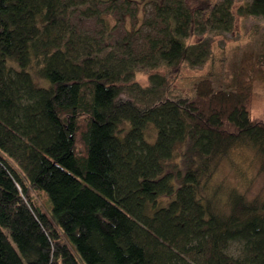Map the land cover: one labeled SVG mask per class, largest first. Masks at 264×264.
<instances>
[{"label": "trees", "instance_id": "16d2710c", "mask_svg": "<svg viewBox=\"0 0 264 264\" xmlns=\"http://www.w3.org/2000/svg\"><path fill=\"white\" fill-rule=\"evenodd\" d=\"M234 2L150 0L134 52L110 34L116 14L138 18L137 0H0V264H264V198L233 188L218 211L203 194L237 143L264 170L251 87L208 74L192 96L169 94L183 64L208 57L191 40L232 29ZM239 10L264 17V0ZM74 15L97 19L99 37ZM187 141L193 163L168 169Z\"/></svg>", "mask_w": 264, "mask_h": 264}, {"label": "rangeland", "instance_id": "374dc122", "mask_svg": "<svg viewBox=\"0 0 264 264\" xmlns=\"http://www.w3.org/2000/svg\"><path fill=\"white\" fill-rule=\"evenodd\" d=\"M150 0H137L140 3L138 18L116 14L111 20L115 25L110 41L122 42L134 52L144 46L150 27L143 22L151 17ZM245 0H235L233 4L234 25L230 31H214L196 36L193 43L207 41L208 57L201 64H183L169 90L171 96H192L194 84L210 74L217 88H228L235 80L249 85L253 91L251 116L264 120V17L244 14L239 9ZM117 20V22H116ZM78 31L99 37L101 25L95 18L80 15L72 17ZM37 83L45 82L31 69ZM165 68L150 70L149 73L165 74ZM136 80L148 85V74L138 72ZM123 124L121 127H124ZM187 141L176 148L175 157L168 162V169L184 172L193 163L195 153L189 150ZM263 155L250 142L237 143L216 164L212 177L203 189L205 200L216 210H227V193L236 188L250 199L264 198V170L261 169ZM44 198V197H43ZM46 205L49 206L48 201ZM240 243L232 242L227 252L238 255Z\"/></svg>", "mask_w": 264, "mask_h": 264}]
</instances>
